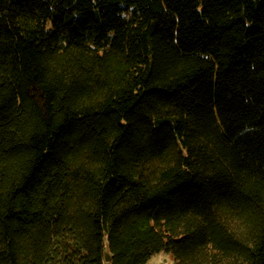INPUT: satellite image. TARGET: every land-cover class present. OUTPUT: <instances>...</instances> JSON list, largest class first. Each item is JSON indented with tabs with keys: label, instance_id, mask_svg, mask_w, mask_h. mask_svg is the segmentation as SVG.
I'll return each instance as SVG.
<instances>
[{
	"label": "trees",
	"instance_id": "obj_1",
	"mask_svg": "<svg viewBox=\"0 0 264 264\" xmlns=\"http://www.w3.org/2000/svg\"><path fill=\"white\" fill-rule=\"evenodd\" d=\"M264 264V0H0V264Z\"/></svg>",
	"mask_w": 264,
	"mask_h": 264
},
{
	"label": "rangeland",
	"instance_id": "obj_2",
	"mask_svg": "<svg viewBox=\"0 0 264 264\" xmlns=\"http://www.w3.org/2000/svg\"><path fill=\"white\" fill-rule=\"evenodd\" d=\"M147 264H176V261L171 253L161 252L153 255Z\"/></svg>",
	"mask_w": 264,
	"mask_h": 264
}]
</instances>
